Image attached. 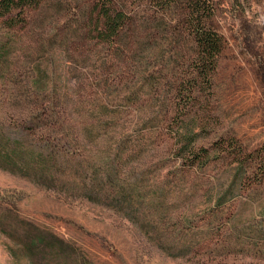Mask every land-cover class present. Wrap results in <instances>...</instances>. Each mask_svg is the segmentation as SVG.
<instances>
[{
  "label": "rangeland",
  "instance_id": "obj_1",
  "mask_svg": "<svg viewBox=\"0 0 264 264\" xmlns=\"http://www.w3.org/2000/svg\"><path fill=\"white\" fill-rule=\"evenodd\" d=\"M48 1L0 28V264H264V0H213L222 51L194 129L246 150L255 169L240 184L230 146L181 174L151 142L164 128L102 88L134 67L85 25L73 35L75 0L65 15ZM159 62L139 73L159 77Z\"/></svg>",
  "mask_w": 264,
  "mask_h": 264
},
{
  "label": "trees",
  "instance_id": "obj_2",
  "mask_svg": "<svg viewBox=\"0 0 264 264\" xmlns=\"http://www.w3.org/2000/svg\"><path fill=\"white\" fill-rule=\"evenodd\" d=\"M68 1L57 0L55 13L65 15ZM75 1L79 17L71 24L75 28L73 35H81L76 28L85 25L90 28L92 39L104 47L107 56L135 69L134 74L119 77L118 82L108 79L102 88L108 90L111 100L147 115L142 123L153 125L155 130L164 128V131L152 132L151 142L171 146L182 162L181 174L203 170L214 160L226 158L225 151L230 146L236 151L233 162L241 170L237 169V176L241 177L239 184L243 177L248 179V171L254 172L255 168L248 165L243 147L232 141L208 147L196 138L198 133L194 131L200 123H206L203 112H207V100L204 104L203 92L212 90L222 51V38L212 24L213 0ZM44 2L49 1L0 0V28H15L14 21H19L16 17L24 20L29 10L39 8ZM144 5L148 8L137 10ZM173 11L181 13L176 28L167 22L168 14ZM139 13L142 15L138 16ZM167 46L171 48L170 56H167ZM2 53L1 49L0 56ZM156 60L162 64L159 77L145 75ZM141 70L144 73L140 74ZM131 83L139 87H130ZM120 85H123V96L118 89ZM200 109L202 113H198ZM257 159L264 167V156L258 155ZM226 194L223 193V198Z\"/></svg>",
  "mask_w": 264,
  "mask_h": 264
}]
</instances>
